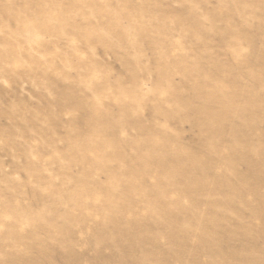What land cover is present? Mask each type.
I'll return each mask as SVG.
<instances>
[{
    "label": "rangeland",
    "instance_id": "rangeland-1",
    "mask_svg": "<svg viewBox=\"0 0 264 264\" xmlns=\"http://www.w3.org/2000/svg\"><path fill=\"white\" fill-rule=\"evenodd\" d=\"M0 264H264V0H0Z\"/></svg>",
    "mask_w": 264,
    "mask_h": 264
},
{
    "label": "bare ground",
    "instance_id": "bare-ground-1",
    "mask_svg": "<svg viewBox=\"0 0 264 264\" xmlns=\"http://www.w3.org/2000/svg\"><path fill=\"white\" fill-rule=\"evenodd\" d=\"M254 149L252 148L251 151H253Z\"/></svg>",
    "mask_w": 264,
    "mask_h": 264
}]
</instances>
